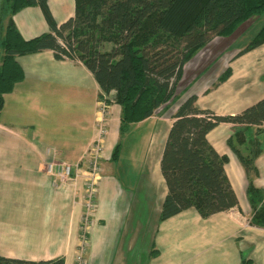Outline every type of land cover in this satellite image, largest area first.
<instances>
[{"label":"crops","instance_id":"obj_1","mask_svg":"<svg viewBox=\"0 0 264 264\" xmlns=\"http://www.w3.org/2000/svg\"><path fill=\"white\" fill-rule=\"evenodd\" d=\"M48 3L58 24L75 14V0ZM14 21L25 38L51 31L39 6L22 9ZM242 50L227 51L222 60L225 53L216 55L202 48L190 61L199 62L197 71L202 70L199 75L200 70H194L195 86L186 98L197 95L199 107L217 115L240 113L262 99L264 44ZM18 61L25 78L6 95L0 115V255L34 261L63 257L65 264H77L84 241L87 173L82 170L77 178L60 182L46 171V165L53 160L76 163L86 155L101 117V88L83 62L59 59L53 50L19 56ZM228 69L230 76L219 83ZM182 102L163 105L124 136L120 134L122 108L116 102L109 105L104 171L97 207L86 227V264H264V227L251 222L249 180L228 145L236 127L232 123L219 124L208 138L229 157L226 172L239 207L208 218L191 208L160 219L168 193L161 161L173 115ZM131 132L140 141L133 145L132 139L125 150L129 159L122 167L123 181L118 174L123 163L112 156ZM253 132L254 128L249 136ZM261 139L264 148V133ZM256 165L255 185L264 188V151Z\"/></svg>","mask_w":264,"mask_h":264},{"label":"trees","instance_id":"obj_2","mask_svg":"<svg viewBox=\"0 0 264 264\" xmlns=\"http://www.w3.org/2000/svg\"><path fill=\"white\" fill-rule=\"evenodd\" d=\"M5 1L10 18L1 41L0 115L6 95L25 78L18 57L49 49L59 59L66 54L83 62L100 85V97L121 106V136L177 100L185 65L202 48L264 15V0H75V14L58 24L49 0ZM31 6L41 7L51 31L25 38L14 15ZM263 44L264 24L241 53ZM230 74L228 69L219 83ZM197 101V95L189 96L173 115L161 161L168 193L160 219L191 208L208 218L239 207L226 172L229 157L218 152L208 138L226 122L236 125L228 145L249 180L251 222L264 227V188L255 185L259 176L256 160L264 151V97L234 115H217L199 107ZM121 150L119 142L113 160L120 159ZM0 264H65V259L34 261L0 255Z\"/></svg>","mask_w":264,"mask_h":264},{"label":"built area","instance_id":"obj_3","mask_svg":"<svg viewBox=\"0 0 264 264\" xmlns=\"http://www.w3.org/2000/svg\"><path fill=\"white\" fill-rule=\"evenodd\" d=\"M62 59L71 60L66 54ZM74 60V59H73ZM102 115L96 123L97 134L83 158L76 162L51 161L46 165V171L60 182H67L77 178L82 170H86L87 178L85 183V214L83 217V244L79 247L77 264H86V252L88 237L86 227L91 222L94 211L97 207L98 182L104 171L103 167V140L108 133V110L106 104L100 107Z\"/></svg>","mask_w":264,"mask_h":264},{"label":"rangeland","instance_id":"obj_4","mask_svg":"<svg viewBox=\"0 0 264 264\" xmlns=\"http://www.w3.org/2000/svg\"><path fill=\"white\" fill-rule=\"evenodd\" d=\"M9 18H10V12L8 10L7 3L5 0H0V53L2 51L1 41L4 37L5 27H6V24H7ZM263 21H264V15L262 17L253 18V19L243 23L232 36H230V37H217L212 42H210L208 45H206L204 47V49H210V50L214 51L212 53H214L216 55H220V54L225 53V55L222 57V60H223L228 55L227 51L236 50V49H244L245 46L250 42V40L259 31L261 25L263 24ZM207 51H209V50H207ZM222 51H224V52H222ZM189 62L185 65L184 76L182 77V79L179 83L178 89H177V97L178 98H177L176 102H178V103L185 100L186 96H188L190 94V90L192 91L193 87L195 86L194 79L196 77L193 78V76L195 74L194 70L197 71L196 65L199 62L198 63L196 61L190 62V63ZM201 70L199 71L198 75L201 73ZM215 70H216V68H214L213 71H215ZM110 101H112V100H110ZM105 104L107 106V110H108V114H109L110 113L109 105L111 104V102H109L108 97H106V96L100 97L99 96V111H100V113H101V110H100L101 105L104 106ZM102 114L103 113H101V117L103 118L104 115H102ZM104 117H107V116H104ZM129 135L131 137H129ZM129 135L126 136L122 142L123 145H122V150H121V154H120V161L123 164H119L120 170L118 171V174L122 178L123 181L126 179H125V174H124V170H123L124 168H122V167L125 165V161L129 159L128 153H126L125 150L128 148V145H131L132 139H134L133 145L136 142H138V140L140 141V136H138L137 133L131 132ZM144 142L145 141L143 140L142 143H144ZM146 145H147V143L144 146L145 149H147V147H148Z\"/></svg>","mask_w":264,"mask_h":264}]
</instances>
